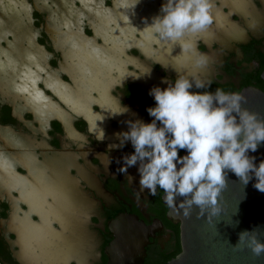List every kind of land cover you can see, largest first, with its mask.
I'll return each instance as SVG.
<instances>
[{"label": "flooded vegetation", "instance_id": "obj_1", "mask_svg": "<svg viewBox=\"0 0 264 264\" xmlns=\"http://www.w3.org/2000/svg\"><path fill=\"white\" fill-rule=\"evenodd\" d=\"M28 2L26 27L0 34V264H106L118 218L150 234L140 264H165L179 228L163 191L141 192L136 165L132 179L117 170L130 142L110 147L127 120L152 119V86L194 70L150 26L162 0H75L59 23ZM211 12L190 37L210 58L206 90H264V0H213Z\"/></svg>", "mask_w": 264, "mask_h": 264}, {"label": "clouds", "instance_id": "obj_2", "mask_svg": "<svg viewBox=\"0 0 264 264\" xmlns=\"http://www.w3.org/2000/svg\"><path fill=\"white\" fill-rule=\"evenodd\" d=\"M212 7L213 0H162L150 26L158 38L189 53L194 70L177 74L164 88L152 86L148 94L154 104L146 108L152 119L127 120V129L117 134L118 143L110 146L130 142L133 151L120 157L123 163L117 170L132 179L127 168L136 165L141 192L147 189L155 195L159 188L169 209L188 218L195 207L197 218L208 223L221 213L218 198L228 171L241 185L252 180L253 187L264 192V160L256 163L249 155L264 142V116L243 106L246 97L241 92L208 91L210 82L199 76L210 58L190 37L212 24ZM180 150L185 154L178 155ZM258 229L240 231L233 248H247L255 257L264 254Z\"/></svg>", "mask_w": 264, "mask_h": 264}, {"label": "water", "instance_id": "obj_3", "mask_svg": "<svg viewBox=\"0 0 264 264\" xmlns=\"http://www.w3.org/2000/svg\"><path fill=\"white\" fill-rule=\"evenodd\" d=\"M260 76L264 82V69ZM240 92L246 97L243 106L264 116V90L247 87ZM249 155L255 157L256 163L264 160V142ZM226 181V187L218 198L221 213L211 223L203 217L198 219L195 207L188 218L167 209L166 217L178 224L180 250L166 264H264V254L255 257L247 248L234 249L232 246L236 244L240 231L257 226L258 238L264 241V192L256 190L252 180L241 185L230 171ZM163 197L162 192L161 199L165 204ZM123 221L121 218L114 221L116 226H127L121 229L112 244L113 248L122 251L111 256L106 264H140L142 261L143 247L150 234L146 232L133 237L132 234L138 232L137 224L134 220Z\"/></svg>", "mask_w": 264, "mask_h": 264}, {"label": "rangeland", "instance_id": "obj_4", "mask_svg": "<svg viewBox=\"0 0 264 264\" xmlns=\"http://www.w3.org/2000/svg\"><path fill=\"white\" fill-rule=\"evenodd\" d=\"M75 0H34V4L38 8H45L52 14L54 22L59 23V18L64 19L76 17L79 10L73 7ZM85 5L86 0H80ZM28 0H0V34L5 35L9 32L14 33L15 28L20 26L21 28L26 27L25 15L26 10L29 9ZM64 8V10H62ZM70 10V11H68ZM63 11V12H62ZM64 11H67L66 14ZM83 14L81 11L80 14ZM61 14V15H60ZM76 14V15H75ZM69 16V17H68ZM59 17V18H58ZM20 28V29H21ZM22 32H25L21 29ZM63 33V32H62ZM6 36V35H5Z\"/></svg>", "mask_w": 264, "mask_h": 264}, {"label": "trees", "instance_id": "obj_5", "mask_svg": "<svg viewBox=\"0 0 264 264\" xmlns=\"http://www.w3.org/2000/svg\"><path fill=\"white\" fill-rule=\"evenodd\" d=\"M179 250H180V246H179V248H178V250H177V253L179 252ZM177 253H176V254H177ZM176 254H175V255H176ZM175 255H174V256H175ZM171 258H172V257H171ZM165 264H166V263H165Z\"/></svg>", "mask_w": 264, "mask_h": 264}]
</instances>
